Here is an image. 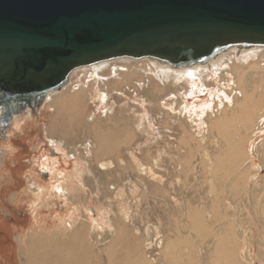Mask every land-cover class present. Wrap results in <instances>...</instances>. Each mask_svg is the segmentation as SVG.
Returning a JSON list of instances; mask_svg holds the SVG:
<instances>
[{
	"label": "rangeland",
	"instance_id": "1",
	"mask_svg": "<svg viewBox=\"0 0 264 264\" xmlns=\"http://www.w3.org/2000/svg\"><path fill=\"white\" fill-rule=\"evenodd\" d=\"M141 67L147 74L135 84L133 76L111 74L118 98L88 108L69 150L50 147L47 128L59 111L44 102L0 129V264L25 263L31 234L64 231L74 215L95 225L92 264H106L105 245L114 264H165L148 253L155 235L157 246L168 237L171 264H227L236 255L242 264H264V66L224 63L168 88L154 81L157 71ZM94 78L86 81L92 95ZM92 133H101L104 149L91 161L77 157L84 171L66 183L75 162L65 153L79 154ZM98 161L115 167L100 173ZM128 178L123 190L107 188ZM63 181L83 196L53 191ZM36 182L46 187L41 199ZM126 214L129 228L121 222Z\"/></svg>",
	"mask_w": 264,
	"mask_h": 264
},
{
	"label": "water",
	"instance_id": "2",
	"mask_svg": "<svg viewBox=\"0 0 264 264\" xmlns=\"http://www.w3.org/2000/svg\"><path fill=\"white\" fill-rule=\"evenodd\" d=\"M255 46L264 0H0V123L80 67L128 57L180 69Z\"/></svg>",
	"mask_w": 264,
	"mask_h": 264
},
{
	"label": "bare ground",
	"instance_id": "3",
	"mask_svg": "<svg viewBox=\"0 0 264 264\" xmlns=\"http://www.w3.org/2000/svg\"><path fill=\"white\" fill-rule=\"evenodd\" d=\"M262 53H264V47L255 46L254 48L249 49L236 47L219 54L216 58L212 59L208 63L185 66L181 67L180 69H174L164 63L161 64L155 59H133L128 57L115 60H107V62H100L97 64H91L89 66L74 69L70 74L68 83L60 90L52 91V93H50L44 101L47 108H54L59 111V114L55 118H53L51 126H47L49 127L47 129L49 133L48 140L50 147H56L59 150H61V148L64 150H69V138L73 137V132L78 129L79 125L83 126L85 124V113L88 108H90L92 105H100L106 102L108 98L113 100L118 98V95H116L115 92L116 89L112 87L114 82H109L111 74L115 75L116 77H121V79H123L124 81L128 80V76H133L132 82L135 84V79L137 77L140 78L147 74V71H145L141 67L144 64H147L149 65V67L157 71L154 73V81L160 83L162 87L164 86L168 88L173 87V83L175 81H179L182 77H189L190 79H193L200 72L218 70V68L224 63L228 64L229 62H231V64H234L236 67H242L246 64L249 65L256 61V64L264 66V58H259V54ZM257 57L258 61L256 60ZM131 61L146 62L144 64L139 62L133 65ZM122 65H124V67ZM92 73L95 76L93 80L95 84L94 88L99 89L96 90V94L94 95L89 93L91 87L87 89L88 87L86 82L87 80H89V74L91 75ZM260 74L263 75L264 79V69L260 71ZM205 75L206 74L204 73L203 76ZM92 79L93 78H91V80ZM150 82L151 81L146 80L145 84L148 85L150 84ZM126 88L133 90V93L137 91L135 87H131L129 86V84L126 85ZM79 90L85 91L86 93L84 94L86 95H81ZM185 91L186 95H188L189 93H191L192 89L186 87ZM246 98V95L243 94L242 99L245 100ZM102 139L103 137L101 136V133H92L90 138H88L87 140V148H82L79 154H77L78 150L76 148H72L71 152L65 153L66 157H68L69 160H74L75 162L73 174H69L68 178L65 177L66 183H70V181L74 179V174L80 172L83 173L84 171H82L83 167L81 166V163L77 161V157H80L82 160L88 159L89 161H91L94 160H90L91 156H93V158L100 156L98 154V150H102L105 147L101 142ZM96 164V170L100 173H108L115 167L112 161H98L96 162ZM46 167L52 174L54 173V169L50 168V166ZM148 170L152 171V168L149 167ZM143 171H146V169H143ZM58 174L62 175V173ZM65 182L63 181L62 184L60 183L59 185L53 187V191L56 190V192H58L60 196H69L72 199L83 196V192L81 191V189L78 191L75 190V188L72 189L71 187H67V184H64ZM125 182L126 183H114L112 187L110 183L109 186L107 185V188H109V190L112 189V191L115 192L123 190L124 188H127L126 186H128L129 183H131V178L126 179ZM36 184H39L36 191H38L39 193L38 198L41 199L46 187L44 185L42 186L41 183L36 182ZM46 201H48V199H46ZM76 210L77 209L74 208V212H76ZM81 217L82 215L79 217H77L76 215L69 216L70 222L68 224L66 223L67 221L65 219H61V221H64L66 223L64 231H56V233L52 235H48L46 233H41L38 235L31 234L28 239V260L26 261L27 263L25 262L23 264H92V248L96 252L99 250L98 242L96 243L95 240L93 241L91 239V232L95 228V225L94 223L92 225L90 222H88V220H82L83 217L82 219ZM85 218L87 219V217ZM191 218L193 219V223L190 228L193 227L196 220V217L194 216H191ZM121 222L129 228V223L133 222V220L131 219V215L129 216V214H126ZM62 225L64 226V224ZM68 226L71 228L70 230L68 229ZM99 226L101 227V225L99 224L96 226L97 231L99 229ZM202 230V225L194 226L193 228L194 233L201 232ZM95 234L98 235V232H96ZM157 236L158 235L154 236L156 237V240L151 238V243L153 244V246H150L148 253L154 261H157V263L163 261L165 262V264H171L169 258H172L173 255L172 253H170V251L168 252L169 239L167 237L165 241H160L159 246H157V242L160 240ZM193 236L195 235L193 234ZM109 246L110 249H112V245H105L101 249L103 250L102 252H105L104 257L106 264H114L112 257L113 255L109 254L108 251ZM227 262V264H242L238 255H236V257L229 256Z\"/></svg>",
	"mask_w": 264,
	"mask_h": 264
},
{
	"label": "flooded vegetation",
	"instance_id": "4",
	"mask_svg": "<svg viewBox=\"0 0 264 264\" xmlns=\"http://www.w3.org/2000/svg\"><path fill=\"white\" fill-rule=\"evenodd\" d=\"M0 129L4 131L3 125L0 123Z\"/></svg>",
	"mask_w": 264,
	"mask_h": 264
}]
</instances>
